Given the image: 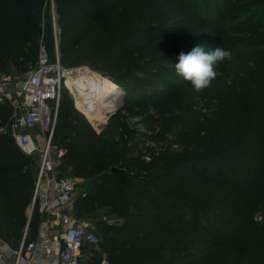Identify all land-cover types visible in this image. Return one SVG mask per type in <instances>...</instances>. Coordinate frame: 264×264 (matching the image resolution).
Segmentation results:
<instances>
[{
  "label": "trees",
  "instance_id": "16d2710c",
  "mask_svg": "<svg viewBox=\"0 0 264 264\" xmlns=\"http://www.w3.org/2000/svg\"><path fill=\"white\" fill-rule=\"evenodd\" d=\"M129 1L53 0L52 5L51 0H0V74H9L10 66L34 67L41 37L54 58V14L62 64H90L103 70L108 79L124 90L126 107H138L146 102L162 107L168 114L165 131L172 139H166L161 155L141 166V141L149 135L143 133L142 139L135 140L139 136L135 133L128 141L117 144L104 138L106 133L119 134L120 112L110 113L102 132L96 133L89 128L87 117L64 87L53 145L65 148L66 153L55 172L62 178L68 167L73 174L90 179L84 189L86 196L80 193L74 202L78 217L94 212L91 218L98 219L109 214L100 205L116 200H125V209L130 210L121 213L119 225L97 220L99 236L106 233L111 237L105 244L107 253L93 254L90 264H181L182 257L173 253L178 254L176 250L189 241V233H211L208 240L211 242L215 235H220L214 228L229 222V217L222 218L221 213H216L217 218L210 216L216 223L211 226L207 223L209 210L182 196L188 179L198 180L202 186L228 188L242 196L256 193L258 207L264 206V0H226L234 3V11L238 12L235 15L245 18V27L232 33L238 37L232 45L231 63L247 68L244 72L247 78L244 84L236 81L237 85L231 86L216 78L217 85L210 86V97L219 96L220 102L224 101L228 106L227 115L224 117L216 105L213 110L208 109L201 123L194 110L195 98L201 93L184 95L179 84L185 81L174 69L179 54L192 50L191 43L180 42V36L189 34L194 21L186 0H162L154 9L143 12L130 32L112 28L103 35L99 50L92 42L102 18L123 9ZM137 1L140 4L143 0ZM215 3L223 6L222 0ZM176 6L183 12L168 23H159L158 14ZM205 41L199 39L194 43ZM163 49L168 51L162 53ZM178 90L182 93L175 99L173 92ZM228 90L232 91L230 98ZM13 112L10 101L0 100V126L5 128L0 131V238L17 247L26 227L27 240L37 236L43 214L36 203L28 219L37 159L26 155L16 144L10 130ZM153 122L147 120L144 128L149 129ZM113 124L115 129H111ZM175 145L181 146L185 153H173ZM193 164L204 166L192 169ZM131 167L146 171V182L127 177L125 170ZM186 167L189 169L184 173ZM234 175L244 179L241 186ZM145 226L152 229L137 235ZM230 226L240 231L238 223ZM162 237L167 246L164 251L169 252L151 255V245ZM93 247L85 245L83 256ZM259 247L264 248V242L256 239L249 243L243 255L245 264H254L260 256Z\"/></svg>",
  "mask_w": 264,
  "mask_h": 264
},
{
  "label": "rangeland",
  "instance_id": "374dc122",
  "mask_svg": "<svg viewBox=\"0 0 264 264\" xmlns=\"http://www.w3.org/2000/svg\"><path fill=\"white\" fill-rule=\"evenodd\" d=\"M161 1L162 0H143L140 4L137 0H131L127 2L123 9L102 18L99 23V29L97 33L92 37V42L98 46L99 50V42L103 40V35L109 33L112 28H115V31L122 33L132 31L134 27H136V22L140 15L148 9H154L155 5ZM215 1L216 0H186V6L194 21L192 20L189 34L187 35L183 33L180 36V42L191 43L190 47L193 48L198 45L194 43L195 41L204 39L206 41L199 44H205L209 49L222 47L226 50H230L233 54L232 45L234 43V39L238 36L232 33L235 30L245 27L246 24L243 22L245 18H239L237 14L235 15V13L238 12L234 11L233 2L231 3L228 1L226 2V0H222L223 6H221V2L215 3ZM246 9L249 10L248 8ZM52 11L53 10H51V13ZM182 12V8L176 6L171 8L166 13H159V23H168L172 20L173 16L175 17ZM41 45L44 47L47 45L43 37H41L39 40V48ZM167 51L168 49H163L162 53H166ZM188 52L189 51L185 53ZM231 61L232 59L230 61L226 60L222 63H219L215 67V71L217 72L216 78H220L219 80L226 82V86L237 85V82L239 85L244 84L245 79L247 78V73L244 72L247 71V68H240L239 64H235L234 66L233 62L231 63ZM31 67L32 66H21L17 68L10 66L9 74H0V92L5 93L2 95L3 98H6L11 102V104L15 103L17 105L21 102L22 92L20 89V84L27 78ZM72 67L76 68L74 75L78 74L88 77L96 76L106 79L109 78L103 70L91 66L90 64H77L72 65ZM217 82L218 81L215 79L212 82V87L217 85ZM179 85L183 87L182 91H184V95L187 97L201 93L200 96H196V103L194 105V110L200 117L199 123L202 122L204 115L208 112V109L213 110L216 108V105L218 108L222 109L224 117L227 115L228 106L224 105V101L222 103L220 102L219 96H217V99L215 97H210V87L201 91H196L186 81L181 82ZM64 87L68 89L71 97L74 99L75 106L80 111H85L81 106L82 101L79 94L74 92L67 85H64L62 89ZM240 89L241 91H245L244 88ZM182 91L178 90L173 92V97L178 99V97L181 96L180 94ZM231 95L232 91L228 90V97L230 98ZM124 96L125 94L122 93L121 96L115 99L117 103H120L116 110L120 112L119 134L111 135L106 133L103 135V137L106 139L109 138L112 142L117 144L119 141H128L135 133L139 134L135 140H140L142 139L141 135L143 133H147L149 137H146L145 140L142 139L140 145L143 155L142 159L140 160V165L143 166L144 163H147L152 158L161 155L165 151L167 143L166 139H172V135L168 133V131H165L168 114L164 112L159 104H152L148 102L138 107H126ZM50 106H52V104H50ZM147 120L154 121L149 129L144 128L145 122ZM92 121L94 122V126L88 119L89 128L96 133L102 132L103 128L108 123V120L106 123H103L102 121H99L98 123H96L94 120ZM115 125L116 124H113L111 129H115ZM39 133L40 126L37 125L33 131V134L39 137ZM39 144H43V140H40ZM172 151L177 155H182L185 153L182 147L178 145L173 146ZM203 166L204 164L191 165V167H193L192 169L202 168ZM189 167L184 169V173L188 172ZM71 171L72 170L70 168L65 167L64 173L61 175V177L74 179L76 181L77 189L75 197L77 199V196L82 193L90 179L77 176ZM125 171L127 172V177L136 179V181H144L147 178V172L141 170L139 167L127 168ZM234 179L238 181L239 186L244 183V179L240 178L238 175H234ZM255 195L256 193H252L250 195L248 194V196H242L241 194H235L228 188L217 189L215 186H202L200 181L193 178L188 179L186 184L183 186L182 196L189 200L192 204L199 206L201 209L209 210L207 212V215H209L207 223L210 226L213 223H216L214 222L215 218L212 220L210 217L215 216L217 218L218 216H216V213H221L222 218L229 217V222L227 224L222 222L219 226L214 228V232L220 233V235H215L214 240L211 242H208L211 233L208 234L205 231L189 233V241L176 250V253L178 254L173 253V255H180L182 257L184 262H181V264H245L243 255L248 248L249 243L256 239L264 242V206L262 208L258 207L260 204H258ZM125 203V200H116L109 203H103L100 205V207L104 212L109 213L114 219V225H119L122 222L121 213L130 211L129 209H125ZM31 209L32 204L28 210V219H30L31 216ZM148 212L154 216L159 215L155 211ZM93 214L94 212H88L86 215H84V217L91 218ZM234 222L236 224L238 223L237 230L239 229V232L234 231L232 226H230L231 223ZM151 229V226H145L137 233V235H143ZM207 230H209V228ZM110 237V234L101 233L99 236L100 242L95 247L85 251L81 264H90L93 254L105 255L108 249L105 244ZM165 249H167V246H165L162 237L151 245L149 253L155 256L159 253H168L169 250L164 251ZM258 253L260 256L254 260V264H264V248L259 247Z\"/></svg>",
  "mask_w": 264,
  "mask_h": 264
},
{
  "label": "built area",
  "instance_id": "2783aa9c",
  "mask_svg": "<svg viewBox=\"0 0 264 264\" xmlns=\"http://www.w3.org/2000/svg\"><path fill=\"white\" fill-rule=\"evenodd\" d=\"M53 20L55 56L52 58L47 48L40 46L36 65L20 84L21 102L17 105L12 103L14 112L10 123L18 147L26 155L37 159L31 204L32 208L39 204V211L43 214L41 228L34 239L27 240L26 227L17 247L0 238V264H10L8 261L11 264H81L85 245L96 246L99 243L97 220L109 225L115 222L108 214L98 219L78 217L74 212L76 181L58 178L55 172L66 153L65 148L53 145L62 87L76 68L66 66L60 60L54 14ZM4 94L0 92V100ZM83 109L93 126L92 120L96 123L108 120L109 114L95 116ZM37 125L40 126L39 137L31 133ZM0 131H5V128L0 126ZM40 140L43 144H39ZM81 195L85 197L86 191H82Z\"/></svg>",
  "mask_w": 264,
  "mask_h": 264
},
{
  "label": "clouds",
  "instance_id": "9594fccd",
  "mask_svg": "<svg viewBox=\"0 0 264 264\" xmlns=\"http://www.w3.org/2000/svg\"><path fill=\"white\" fill-rule=\"evenodd\" d=\"M231 59L230 50L222 47L209 49L205 44H198L188 53L179 54L174 69L176 74L188 82L194 90L201 91L210 87L216 79L215 67Z\"/></svg>",
  "mask_w": 264,
  "mask_h": 264
},
{
  "label": "bare ground",
  "instance_id": "6f19581e",
  "mask_svg": "<svg viewBox=\"0 0 264 264\" xmlns=\"http://www.w3.org/2000/svg\"><path fill=\"white\" fill-rule=\"evenodd\" d=\"M65 85L79 94L82 101L81 106L86 109L103 98H108L110 100L112 99L111 102L106 101L105 103L114 105L115 103H117L115 99L119 97L120 86L116 82L102 77H88L78 74L74 75L73 73L72 75H69L67 77Z\"/></svg>",
  "mask_w": 264,
  "mask_h": 264
},
{
  "label": "water",
  "instance_id": "95a60500",
  "mask_svg": "<svg viewBox=\"0 0 264 264\" xmlns=\"http://www.w3.org/2000/svg\"><path fill=\"white\" fill-rule=\"evenodd\" d=\"M122 93H124V91L120 87L119 88V96H121ZM112 98H114V97H112ZM106 101L111 102L112 99L110 100L108 98H103L101 100H98L97 102H95L94 104L89 106V108H87L88 112L91 115H106V114H110V113L115 112L117 110V108L119 107V105H120L118 103H115L114 105L113 104H108V103H105ZM32 209H31V212H32Z\"/></svg>",
  "mask_w": 264,
  "mask_h": 264
},
{
  "label": "crops",
  "instance_id": "0c3cea01",
  "mask_svg": "<svg viewBox=\"0 0 264 264\" xmlns=\"http://www.w3.org/2000/svg\"><path fill=\"white\" fill-rule=\"evenodd\" d=\"M36 127V126H35ZM35 127L31 130V133L33 134V131L35 130ZM34 135V134H33ZM41 228V223H40V225H39V228H38V231H39V229ZM38 231H37V233H38ZM1 262V261H0ZM8 262H10V264H11V261H8Z\"/></svg>",
  "mask_w": 264,
  "mask_h": 264
}]
</instances>
